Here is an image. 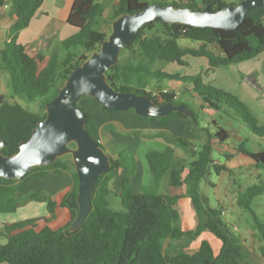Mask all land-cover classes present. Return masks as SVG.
I'll use <instances>...</instances> for the list:
<instances>
[{"label": "trees", "instance_id": "obj_1", "mask_svg": "<svg viewBox=\"0 0 264 264\" xmlns=\"http://www.w3.org/2000/svg\"><path fill=\"white\" fill-rule=\"evenodd\" d=\"M7 0H0V8ZM47 0H12L15 19L11 39L0 49V72L8 74V87L14 96L25 100L45 99V106L65 84L73 69L86 61L93 52L101 48L109 33L102 30L105 22L107 0H74L67 22L76 31L61 40L54 51L28 52L26 45L18 42L20 32L27 28L39 9ZM178 7L203 8L210 5L212 11L222 9L227 0H173ZM164 3L162 5H166ZM147 4L144 0H119L113 6L111 22L125 13H136ZM159 25L162 30H159ZM187 38L199 43L198 47L181 46L179 40ZM217 46L220 51L213 47ZM128 53L124 54V52ZM264 52V8L251 9L244 23L234 30L213 27H196L184 23L150 22L138 31L135 40L124 47L119 61L106 73L107 80L116 90L147 95L158 104L187 103L179 98L176 90L165 87L163 80L190 83L194 97L208 115H215L224 108L234 110L237 116L260 137L264 127L260 126L247 106L234 94L203 83L199 75L175 76L153 68L157 62H177L185 65L184 58L204 56L212 67L239 63L259 56ZM155 83H154V82ZM154 83V84H153ZM158 87V88H157ZM109 109L93 97L84 96ZM81 97L79 101L84 98ZM188 104V103H187ZM194 117L174 111L167 116H140L129 109L139 122L159 121L166 125L179 117L192 126L199 124L197 113L188 104ZM81 107V106H80ZM82 108V107H81ZM87 113V128L90 131L91 114ZM47 112L29 110L19 102L6 98L0 105V141L4 155L19 151L20 143L28 141L37 124L45 119ZM216 131L208 133L199 149H195L186 136L162 133L167 142L164 148L151 149L145 153L152 180L140 191H135L132 170L125 166L132 145L122 143L110 133L112 124L103 127L100 145L110 155L111 167L102 173L92 197V209L84 224L77 230L73 226L80 214L78 203L79 178L73 164L63 157L50 165L33 167L22 180L0 177V214L17 211L19 196L25 193L32 180L48 174L72 176V184L60 192L50 194L46 200L47 215L16 222H4L0 227V263L7 264H251L243 250L246 242L237 233L233 224L224 219V208L213 207L210 198L201 187V182L213 172L220 175L229 168L216 163L213 158V140L227 143L228 131L216 122ZM91 132V131H90ZM92 134V133H91ZM93 135V134H92ZM248 138L235 145L237 154L254 160L258 168L264 169V149L253 150L247 146ZM175 145L193 157L191 162L177 158ZM75 147V144H71ZM67 155V154H66ZM71 155V154H69ZM75 167V166H74ZM121 178L119 195L121 208L111 206L110 181ZM166 181L168 191L162 190ZM215 186V183H211ZM264 194V179L248 185L238 194L237 203L249 214L252 236L261 243L264 256V221L255 213L252 203ZM32 197L40 196L32 192ZM188 197L196 211L195 228L185 230L181 225V214L177 208L180 198ZM63 217L58 226L52 222ZM205 231L212 232L221 241L218 254L208 240H202L198 251L191 253L188 247Z\"/></svg>", "mask_w": 264, "mask_h": 264}, {"label": "rangeland", "instance_id": "obj_2", "mask_svg": "<svg viewBox=\"0 0 264 264\" xmlns=\"http://www.w3.org/2000/svg\"><path fill=\"white\" fill-rule=\"evenodd\" d=\"M53 1L54 0H50V3ZM144 1H147L149 4H164L173 0ZM227 1L230 3H238L240 0ZM70 2L71 0H59L57 8L60 7L61 9H67L68 6L72 4ZM106 2L107 9L105 12V22L102 24V30L110 35L113 30V22H111L113 6L117 4L119 0H107ZM197 2L200 3L201 0H197ZM6 3H8V6L5 9H14L12 0H7ZM159 30H162L160 25ZM179 43L181 46L185 47L199 46L198 42L187 38L180 39ZM60 45L61 39L59 36L56 37V35H53L49 43L45 45L44 51H54ZM213 48L216 51H220L217 46ZM125 53L127 54L128 51L124 52V54ZM184 60L186 62L185 65H180L177 62H157L153 68H157L164 73L179 77L199 75L203 83L212 85L237 96L253 113L258 124L264 127V52L255 58L239 63L213 67L208 71L206 68L204 71H201L200 67L205 64V58L188 55ZM206 67H208V65H206ZM162 82L165 87L170 88L171 90H176L179 98L181 97L182 100L190 104L198 115L199 124L195 130L192 131L193 127L188 125L185 121V124H183L185 131H177L178 135L188 137L195 149L200 148L201 144L208 136V133H214L216 131L217 128L214 122L225 128L231 135L230 139L225 144L221 143L218 139L213 140L214 161L216 163L225 164L229 168V172L223 171L220 175L213 172L207 177V179L201 182V187L203 192L209 196L211 206L217 207L220 205L224 208V219L233 224L234 230L237 233H241L244 239H246V249L252 248L255 252L259 253V257H252V262L258 264L259 258L264 261V258H262L264 256L260 252L261 243L258 239H255L252 236V230L250 229V224H248V220H250L249 214L242 211L237 203V197L241 191H243L248 185L258 182L260 179H264V169L258 168L254 160L251 158L240 157L234 148L236 144L240 143L239 140L241 136H243L244 138H248L247 146L250 149H264V137H260L251 131L239 116L236 115L234 110L230 108H224L213 116L206 114L200 107V100H198L197 96L194 97L190 83H182L177 80L167 79ZM0 92L4 93L9 101L19 102L29 110L40 113L47 112L45 99L43 98L25 100L19 96H14L8 87L7 73L0 72ZM90 100L92 99L84 97L79 101V104L91 114L93 117L92 119L97 122V124H100L103 117H100L99 111H96ZM172 126L175 127V131L176 129L181 128L179 123L176 125L175 123H172ZM112 130H114V128H112ZM90 131L93 136H97L93 128H91ZM162 133L170 136L174 132L167 127L160 129L158 124H149V126L146 127L138 126V129L133 131L130 130V132H128L132 141L123 142L132 145V149L126 157L125 166L132 170V179L134 180L136 191H140V188L144 184L151 183L152 176L144 152L151 149L163 148L166 145V141L161 135ZM134 135L139 137H135ZM244 138H241V140H244ZM175 154L177 158H184L187 162L193 160V157L190 154H187L181 147L176 145ZM63 159L69 160L71 164L75 166L72 155H64ZM74 166L73 168L76 169V166ZM124 172V169H120L119 177L110 181L111 193L109 200L111 206L115 209L121 208V199L119 195L122 189L121 178ZM69 183H72V176L68 172L62 175L51 173L43 177L35 178L31 181L28 190L19 196V207L17 211L8 214H0V227L3 225L4 219L8 222H16L47 215L46 200L48 195L60 191ZM211 183H215V186H212ZM162 190L164 192L168 191L166 181L162 183ZM32 192H38L40 193V196L32 197ZM252 208L260 219L264 221V194L255 198L252 203ZM62 221L63 217H60L53 221L52 225L58 226ZM0 240L5 242V239L2 237H0ZM252 262L251 264H253Z\"/></svg>", "mask_w": 264, "mask_h": 264}, {"label": "water", "instance_id": "obj_3", "mask_svg": "<svg viewBox=\"0 0 264 264\" xmlns=\"http://www.w3.org/2000/svg\"><path fill=\"white\" fill-rule=\"evenodd\" d=\"M264 8V0H240L236 4L212 11L203 8L178 7L174 3L147 4L142 10L125 13L113 21V30L101 48L81 65L75 67L58 94L46 103L47 116L33 130L28 141L20 143L19 151L4 155L0 141V177L22 180L35 166L50 165L71 154L79 178L80 214L73 229H79L92 209V197L99 176L109 171L110 155L87 128V113L78 106L81 97H93L109 109H134L140 116H167L178 111L193 118L186 103L158 104L147 95L116 90L107 80V71L120 58L122 49L136 38L140 28L150 22L184 23L196 27L234 30L245 22L248 12ZM5 94L0 92V105ZM74 143L75 147L71 144Z\"/></svg>", "mask_w": 264, "mask_h": 264}, {"label": "crops", "instance_id": "obj_4", "mask_svg": "<svg viewBox=\"0 0 264 264\" xmlns=\"http://www.w3.org/2000/svg\"><path fill=\"white\" fill-rule=\"evenodd\" d=\"M59 0H54L52 3H50V0H47L42 7L39 9L35 17L32 19L30 25L23 29L18 37V42L26 45L28 52L33 51H44L45 45L49 43V41L52 39L53 35L59 36V38L62 40L70 35H72L76 29L68 24L67 18L69 16L72 4L74 0H71L69 6L67 9H61L60 7L57 8ZM70 1V0H69ZM6 3L3 7L0 8V49L4 46L5 42L9 41L11 39V28L12 24L15 19V11L5 9L8 5ZM70 7V8H69ZM65 32V33H64ZM47 40V41H46ZM198 47V46H197ZM201 58H205V64L203 66L201 65V71L210 70L213 68L209 64V60L207 57L200 56ZM208 65V67H206ZM177 92V91H176ZM178 93V92H177ZM93 103V106L95 107L96 111H99L100 117H103L100 124H97L93 119H91V123L89 125V128H93L96 132V138L99 141H103L102 137V129L107 124H112L114 130L110 128V133L112 136H114L115 139L119 142H128L132 141L131 136L128 134V132L133 131L135 129H138V126L146 127L149 126V124H158L160 129L167 127L170 130H172L174 133H177V131L184 130L185 127H183V124H185V120L179 117H175L171 119L166 125H161L159 121L154 122H139L135 119L133 113L129 111H123V112H111L106 109H104L100 104L96 103L93 100H90ZM89 101V102H90ZM93 118V117H92ZM172 123H179V126L181 125V128L176 129L172 126ZM117 131V132H116ZM135 137H139L134 135ZM231 137V135H230ZM130 138V139H129ZM243 139L244 137L241 136ZM239 140V142H242L243 140ZM230 139V138H229ZM225 144V143H223ZM167 145V142H166ZM165 145V146H166ZM164 146V147H165ZM163 147V148H164ZM145 151L144 153H146ZM239 155V154H238ZM240 157L246 158L244 156L239 155ZM249 158V157H248ZM134 183V180H133ZM72 183H69L65 187L71 185ZM147 185V184H144ZM143 185V186H144ZM122 186V183H121ZM64 187V188H65ZM135 188V184H134ZM62 190V189H61ZM60 190V191H61ZM58 191V192H60ZM122 191V189H121ZM120 191V193H121ZM136 191V189H135ZM56 192V193H58ZM55 194V193H54ZM177 208L180 211L181 214V225L185 230H190L195 228L197 224V215L196 211L191 203V200L184 196L179 199L177 203ZM3 220V219H2ZM6 222V220H3ZM208 240L213 248L214 252L216 254L219 253L221 249V241L219 242V238L216 237L212 232L205 231L201 234V236L192 242V244L188 247V250L193 253L199 250L202 240ZM246 243V242H245ZM249 248V247H248ZM243 250L245 253L248 254L251 262L252 257L257 256L259 257V253L255 252L252 248L246 249V245L244 244ZM264 258V257H262ZM253 263V262H252ZM240 264H245V262H240ZM254 264V263H253ZM258 264H264V261H262L260 258L258 259Z\"/></svg>", "mask_w": 264, "mask_h": 264}]
</instances>
